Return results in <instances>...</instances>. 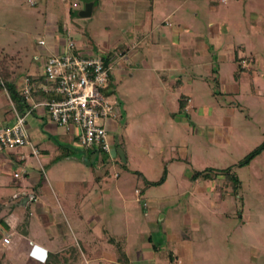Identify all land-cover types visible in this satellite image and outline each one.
<instances>
[{"label": "rangeland", "instance_id": "374dc122", "mask_svg": "<svg viewBox=\"0 0 264 264\" xmlns=\"http://www.w3.org/2000/svg\"><path fill=\"white\" fill-rule=\"evenodd\" d=\"M89 2L92 17L79 18ZM101 2L0 0V76L6 69L20 95L26 75L44 68L46 46L54 38L72 37L71 53L98 55L110 65L103 90L117 103L107 131L110 151L84 147L69 133L54 161H76V177L105 194L97 227L106 235L101 231L99 238L104 234L111 249L119 245L129 264H264V151L237 167L264 140V0H156L155 15L144 26L139 20L107 22ZM173 26L183 33H174ZM137 32L148 37L145 43L136 42ZM117 41L130 51L131 75L117 72L115 60L124 51L112 49ZM157 58L176 64V70L136 67L145 61L153 68ZM156 76L170 90L162 83L155 88ZM33 93L32 99L50 97ZM1 97L8 100L3 91ZM77 150L87 156L98 150V162L85 166ZM6 162L0 160V187L7 190L12 171ZM29 164L39 169L35 158ZM227 169L240 181L238 188L223 177L191 179L193 172ZM162 178L158 185L148 183ZM8 190V205L17 209L11 200L16 190ZM73 260L86 264L77 253Z\"/></svg>", "mask_w": 264, "mask_h": 264}, {"label": "crops", "instance_id": "0c3cea01", "mask_svg": "<svg viewBox=\"0 0 264 264\" xmlns=\"http://www.w3.org/2000/svg\"><path fill=\"white\" fill-rule=\"evenodd\" d=\"M91 3H93V15L94 2ZM101 4V15L108 19L107 22H110V19L118 22L122 20H139L141 21V26H144L148 16L150 21H152L156 10V0H102ZM118 4L120 5L118 6ZM123 7L125 8L124 11L121 9ZM159 10H161L160 7ZM171 15L174 16L173 12ZM105 29H108L106 24ZM173 32L182 34L183 27L173 26ZM149 35H151L152 39L153 33H149ZM136 37H138L136 42H141L142 44L148 39L144 33L140 32H137ZM162 37L166 38V35ZM68 40L73 41V38H54L47 43L46 58L54 53H62ZM106 46L105 48L108 50L109 46ZM113 47V50L118 51L120 48L124 50H121V55L115 60L118 74L120 76L130 74L128 68L130 65L128 59L129 49L125 48L126 46L123 42L119 43L118 41ZM73 52L75 53L76 51L73 50ZM106 52V55L111 54L109 50ZM159 59L154 60L153 68L147 65L145 61L138 63L136 67L141 68L143 66L152 72L157 71V73L158 71H164L165 68L167 70H176V64L162 61V59L158 61ZM107 67L110 68V65H107ZM26 77L30 78V80H39L35 81L39 83L41 79L43 80V69L36 68L32 73H28ZM174 78L172 76V79ZM155 79V88L159 89L162 83L165 90H170L165 81L160 80L158 76ZM180 84V81L177 80L176 85L180 86ZM3 93L7 98L4 90ZM171 94H175V91H171ZM167 95L170 99H175L169 93ZM36 98L38 97L35 96L32 99L34 104L42 102L36 101ZM186 102L190 103L189 98L186 99ZM7 109L8 100L5 101L1 97V121L12 119V117L10 119L6 118ZM176 120L181 119L177 117ZM110 121L107 124L108 129L110 128ZM26 126L33 146L36 149L39 148V150L41 148V154L39 153V155H47L52 160L44 159L43 161L39 155L38 157L32 156L30 147L22 148L17 152L0 154V160L5 159L7 161L5 167L12 171L11 179H6L4 185L8 189L16 190L11 200L15 201L17 208L13 209L8 205L5 192L8 193L9 190L0 187V264H44L48 254L67 257L71 249L75 250L78 255H82V258L86 259V264H104L105 261L109 264H115L116 254L114 247L110 248L112 247L109 245L110 241L105 243L107 242V238H104L106 230L104 231L103 228L101 231L105 235L103 234L101 238L98 236L101 231H99L97 226L102 219H100L101 215L98 213L99 210L97 208L102 203L101 201H104L105 194L101 191L99 192L98 188L94 187V184L89 186L85 180L80 179V176L76 177L77 175L71 170L75 166L78 167L76 161L68 158L64 161L54 162L55 158H61L58 156V148L62 147L60 142L67 141L69 133L56 125L41 107L34 109L26 117ZM108 141L111 145L113 144L111 136H108ZM21 155L25 159H21ZM33 158L36 159L42 173L39 172L37 166L27 165V161ZM47 163L48 168L44 170L42 165ZM24 169L26 173L22 174L18 179H14L13 174ZM115 177L118 178V176ZM99 180L101 182L106 181L102 177ZM79 185L81 186L79 187ZM16 195L19 196V199L14 197ZM25 211H28V213H25ZM62 223L65 229H59ZM103 225L105 226V224ZM5 237L10 240L7 247L1 244V239ZM180 243L185 242L182 241Z\"/></svg>", "mask_w": 264, "mask_h": 264}, {"label": "built area", "instance_id": "2783aa9c", "mask_svg": "<svg viewBox=\"0 0 264 264\" xmlns=\"http://www.w3.org/2000/svg\"><path fill=\"white\" fill-rule=\"evenodd\" d=\"M73 8L78 5L73 3ZM44 45V41L39 42ZM75 47L72 40H68L62 53L50 55L43 68L44 81L35 85L30 78L24 80L22 97L29 106L21 113L6 96L12 112L9 121L0 120V154L17 152L30 147L31 155L38 157L39 151L33 146L26 126V117L36 108H43L50 119L68 133H73L84 147H101L103 151H110L108 141V122L114 117L116 102H111L103 91L110 81L109 67H106L102 57L90 54L71 53ZM34 90L48 94L47 101L33 103ZM21 159H25L21 155ZM26 171L13 174L18 179ZM19 199V196H14ZM8 237L1 239V244L7 247Z\"/></svg>", "mask_w": 264, "mask_h": 264}, {"label": "trees", "instance_id": "16d2710c", "mask_svg": "<svg viewBox=\"0 0 264 264\" xmlns=\"http://www.w3.org/2000/svg\"><path fill=\"white\" fill-rule=\"evenodd\" d=\"M103 60H104L105 66L107 67V65H108L107 60H105V59H103ZM0 78H1V80H0V91L7 90L9 95L13 98L14 104H15L16 108L18 109V111L23 113L24 112L23 111L24 106L22 107L23 103H21V102H24V104L26 105V108H28L30 106H29L28 102L25 101L24 98L18 93L14 78H12L10 76V74L8 73V71L6 69L4 70L3 76H0ZM35 81H39V80H33L32 79L31 83L33 85L38 83ZM40 81L42 82L43 80L41 79ZM34 93H32V95ZM48 98L50 99L51 97H48ZM48 98H46L45 96H41V97L36 98V101H42L43 102V101H46ZM11 117H13V115H12L11 110L8 108L6 111V118L10 119ZM263 151H264V140L258 147H256L243 160H241L237 164V167L242 168V167L247 166L252 160H254L257 156H259ZM125 163H126V160L123 164H125ZM229 171H230V169H227L224 171L206 170L203 172H193V174L191 175V179L194 181L197 179H201L203 181H212L216 178L223 177L225 181L229 182L230 186L233 189H236L240 185V181L238 180L236 175H234L233 173H231ZM163 181H164V178L160 179V181H158L156 183H150V182H148V183H149V185H158V184L162 183ZM115 254H116L115 264H128V258L126 256L125 252L120 248L119 245H116V247H115ZM75 255H76V252L73 249L69 250L67 257H65V256L61 257L59 255L48 254L44 264H75V260H73L75 258Z\"/></svg>", "mask_w": 264, "mask_h": 264}, {"label": "water", "instance_id": "95a60500", "mask_svg": "<svg viewBox=\"0 0 264 264\" xmlns=\"http://www.w3.org/2000/svg\"><path fill=\"white\" fill-rule=\"evenodd\" d=\"M92 7H93V3L91 2L85 4L84 8L78 12V17L82 19L90 18L92 15ZM77 151L82 155L81 162L85 166L89 167L95 165L98 162L99 152L97 150L92 152L90 156H87L85 151H81V150H77ZM118 153L120 155L121 162L124 163L125 162L124 154L120 150H118Z\"/></svg>", "mask_w": 264, "mask_h": 264}]
</instances>
